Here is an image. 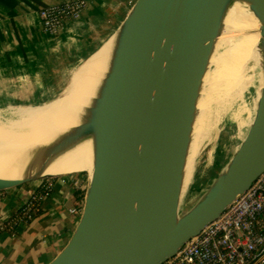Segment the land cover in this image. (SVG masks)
<instances>
[{"label":"water","instance_id":"95a60500","mask_svg":"<svg viewBox=\"0 0 264 264\" xmlns=\"http://www.w3.org/2000/svg\"><path fill=\"white\" fill-rule=\"evenodd\" d=\"M240 5L260 26L256 115L235 156L180 216L194 164L188 129L218 37ZM101 49L72 136L73 173L0 181V194L53 183L25 252L31 260L18 264H163L264 173V0H136Z\"/></svg>","mask_w":264,"mask_h":264},{"label":"crops","instance_id":"0c3cea01","mask_svg":"<svg viewBox=\"0 0 264 264\" xmlns=\"http://www.w3.org/2000/svg\"><path fill=\"white\" fill-rule=\"evenodd\" d=\"M68 1L0 0V124L9 118L11 102H52L59 98L76 70L108 40L136 0H89L79 17L65 23L58 34L44 32L39 11ZM50 92H55L53 97ZM38 186L30 183L0 195V213L4 215L0 225ZM50 195L31 223L20 222L15 233L11 228L1 233L0 264L31 260L25 252L41 233Z\"/></svg>","mask_w":264,"mask_h":264},{"label":"bare ground","instance_id":"6f19581e","mask_svg":"<svg viewBox=\"0 0 264 264\" xmlns=\"http://www.w3.org/2000/svg\"><path fill=\"white\" fill-rule=\"evenodd\" d=\"M259 31L260 26L247 6L231 10L209 64L214 69L208 73L199 96L201 105L188 129L191 164L202 142L204 115L214 84L223 82L243 90L250 83L247 72L259 68L263 55ZM103 55V49L91 54L59 98L13 122L7 129L0 127V181L24 177L51 179L73 173L72 136L99 77Z\"/></svg>","mask_w":264,"mask_h":264},{"label":"built area","instance_id":"2783aa9c","mask_svg":"<svg viewBox=\"0 0 264 264\" xmlns=\"http://www.w3.org/2000/svg\"><path fill=\"white\" fill-rule=\"evenodd\" d=\"M88 1L70 0L42 8L39 18L43 31L58 34L65 23L79 17ZM39 187L44 190L45 196L36 195ZM37 191L7 218L6 223L0 225V236L19 219L27 224V220L40 215V201L52 192L51 180L39 183ZM34 202L39 203L33 206ZM1 218L4 215L0 213ZM163 264H264V173L218 218L189 239Z\"/></svg>","mask_w":264,"mask_h":264},{"label":"rangeland","instance_id":"374dc122","mask_svg":"<svg viewBox=\"0 0 264 264\" xmlns=\"http://www.w3.org/2000/svg\"><path fill=\"white\" fill-rule=\"evenodd\" d=\"M96 44H99L98 40ZM246 77L250 83L243 90L223 82L215 83L211 90L208 111L204 115L203 138L194 156L180 216L187 214L201 200L248 134L258 105L260 68L248 71ZM54 93L50 92L49 96L53 97ZM48 103L11 102V114L0 127L7 129L13 122Z\"/></svg>","mask_w":264,"mask_h":264},{"label":"trees","instance_id":"16d2710c","mask_svg":"<svg viewBox=\"0 0 264 264\" xmlns=\"http://www.w3.org/2000/svg\"><path fill=\"white\" fill-rule=\"evenodd\" d=\"M0 195H4V193L3 194H0ZM36 195L37 196H45L44 195V190L43 189H41L40 187H39V189H38V191H37V193H36ZM42 200L40 201V204L42 205ZM39 203V202H38ZM38 203H36V202H34L33 203V206H35L36 204H38ZM33 206H31V207H33ZM28 211V210H27ZM28 214L30 213V212H27ZM22 217V216H21ZM20 222H21V220L19 219V221L11 228V231H12V233H15V231H16V228H17V226L20 224ZM32 222V220H27V224H29V223H31ZM8 228V227H7Z\"/></svg>","mask_w":264,"mask_h":264}]
</instances>
